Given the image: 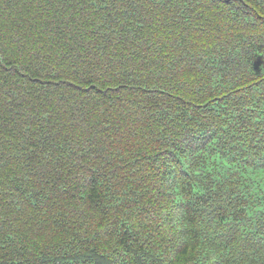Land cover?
<instances>
[{
	"label": "trees",
	"instance_id": "1",
	"mask_svg": "<svg viewBox=\"0 0 264 264\" xmlns=\"http://www.w3.org/2000/svg\"><path fill=\"white\" fill-rule=\"evenodd\" d=\"M0 264H264V0H0Z\"/></svg>",
	"mask_w": 264,
	"mask_h": 264
}]
</instances>
